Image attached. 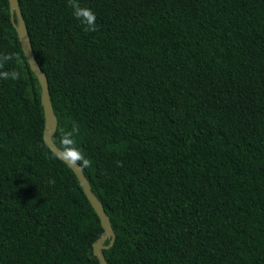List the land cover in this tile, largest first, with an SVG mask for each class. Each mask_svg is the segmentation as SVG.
Segmentation results:
<instances>
[{
    "label": "trees",
    "instance_id": "1",
    "mask_svg": "<svg viewBox=\"0 0 264 264\" xmlns=\"http://www.w3.org/2000/svg\"><path fill=\"white\" fill-rule=\"evenodd\" d=\"M19 4L48 79L53 140L115 232L107 263L264 264V0ZM3 72L0 264H101L104 228L44 141L41 85L9 0Z\"/></svg>",
    "mask_w": 264,
    "mask_h": 264
},
{
    "label": "water",
    "instance_id": "2",
    "mask_svg": "<svg viewBox=\"0 0 264 264\" xmlns=\"http://www.w3.org/2000/svg\"><path fill=\"white\" fill-rule=\"evenodd\" d=\"M9 3L11 19L18 33L25 57L30 65V68L38 77L41 85V102L45 115V129L43 133L44 141L58 157L64 160L73 169L83 187L87 198L97 212L104 228V235L103 238H100L93 243V253L100 260L101 264H108L102 250L111 247L115 241V232L110 223V218L106 214L101 201L93 193L90 182L84 175L81 165L75 160L72 154L58 147L53 140V134L57 129L58 119L54 112L52 101L50 98L48 79L34 56L28 28L22 16L19 0H9ZM14 14L17 15V22L14 20ZM104 238L110 239L109 243L106 245L103 243Z\"/></svg>",
    "mask_w": 264,
    "mask_h": 264
},
{
    "label": "clouds",
    "instance_id": "3",
    "mask_svg": "<svg viewBox=\"0 0 264 264\" xmlns=\"http://www.w3.org/2000/svg\"><path fill=\"white\" fill-rule=\"evenodd\" d=\"M92 19H93V17L90 16V17H89V20H92ZM89 30H94V26H91ZM5 59H7V58L5 57ZM8 75H9V74H8L7 72L0 73V76L7 77ZM12 76H13V78H15V73H12Z\"/></svg>",
    "mask_w": 264,
    "mask_h": 264
}]
</instances>
